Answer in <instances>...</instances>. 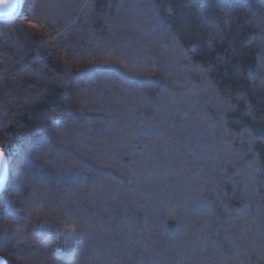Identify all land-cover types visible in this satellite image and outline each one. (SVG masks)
Returning <instances> with one entry per match:
<instances>
[{
    "label": "trees",
    "instance_id": "1",
    "mask_svg": "<svg viewBox=\"0 0 264 264\" xmlns=\"http://www.w3.org/2000/svg\"><path fill=\"white\" fill-rule=\"evenodd\" d=\"M0 149V264H264V0H22Z\"/></svg>",
    "mask_w": 264,
    "mask_h": 264
},
{
    "label": "snow or ice",
    "instance_id": "2",
    "mask_svg": "<svg viewBox=\"0 0 264 264\" xmlns=\"http://www.w3.org/2000/svg\"><path fill=\"white\" fill-rule=\"evenodd\" d=\"M21 3L22 0H15V2L12 3L3 14L9 17L13 16L18 12ZM32 26L35 27L36 25H32ZM7 179H8V164L3 149H0V187L6 184Z\"/></svg>",
    "mask_w": 264,
    "mask_h": 264
},
{
    "label": "rangeland",
    "instance_id": "3",
    "mask_svg": "<svg viewBox=\"0 0 264 264\" xmlns=\"http://www.w3.org/2000/svg\"><path fill=\"white\" fill-rule=\"evenodd\" d=\"M14 2L15 0H0V15H4L6 9Z\"/></svg>",
    "mask_w": 264,
    "mask_h": 264
},
{
    "label": "water",
    "instance_id": "4",
    "mask_svg": "<svg viewBox=\"0 0 264 264\" xmlns=\"http://www.w3.org/2000/svg\"><path fill=\"white\" fill-rule=\"evenodd\" d=\"M20 8V7H19ZM19 11V10H18Z\"/></svg>",
    "mask_w": 264,
    "mask_h": 264
}]
</instances>
